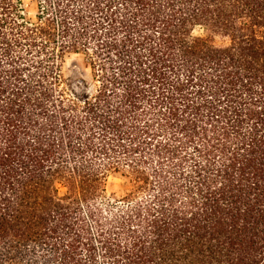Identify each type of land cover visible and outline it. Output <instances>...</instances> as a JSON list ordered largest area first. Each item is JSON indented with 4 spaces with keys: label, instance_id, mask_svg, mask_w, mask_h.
<instances>
[{
    "label": "trees",
    "instance_id": "trees-1",
    "mask_svg": "<svg viewBox=\"0 0 264 264\" xmlns=\"http://www.w3.org/2000/svg\"><path fill=\"white\" fill-rule=\"evenodd\" d=\"M32 1L0 0V264H264V0Z\"/></svg>",
    "mask_w": 264,
    "mask_h": 264
},
{
    "label": "rangeland",
    "instance_id": "rangeland-1",
    "mask_svg": "<svg viewBox=\"0 0 264 264\" xmlns=\"http://www.w3.org/2000/svg\"><path fill=\"white\" fill-rule=\"evenodd\" d=\"M29 3V4H28ZM27 5L30 6V10L33 8V1L27 0ZM31 12V11H30ZM79 60V63L77 60ZM84 63L79 56H72L68 59L65 65V74L71 77L72 80H76L83 73ZM123 180L118 176H111L108 182V195H118L122 191Z\"/></svg>",
    "mask_w": 264,
    "mask_h": 264
}]
</instances>
